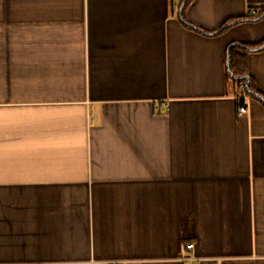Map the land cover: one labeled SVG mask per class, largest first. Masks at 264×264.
<instances>
[{
	"label": "crops",
	"instance_id": "1",
	"mask_svg": "<svg viewBox=\"0 0 264 264\" xmlns=\"http://www.w3.org/2000/svg\"><path fill=\"white\" fill-rule=\"evenodd\" d=\"M261 8L0 0V264H264Z\"/></svg>",
	"mask_w": 264,
	"mask_h": 264
},
{
	"label": "trees",
	"instance_id": "2",
	"mask_svg": "<svg viewBox=\"0 0 264 264\" xmlns=\"http://www.w3.org/2000/svg\"><path fill=\"white\" fill-rule=\"evenodd\" d=\"M192 0H181L182 5V19L183 10ZM264 18V8H261L255 18L252 19H262ZM238 20H229V22L224 23L223 26L218 30L221 31L228 27L230 24L237 22ZM183 23L186 26H194L188 24L183 19ZM197 29V28H196ZM201 32V30L198 29ZM217 31V32H218ZM264 48V39L257 44H243V45H232L229 46L226 52L227 57V78L233 83L243 88V91L250 97H257L259 99L263 98L264 95L258 92L253 84L252 78L247 73V54L249 51H255Z\"/></svg>",
	"mask_w": 264,
	"mask_h": 264
},
{
	"label": "built area",
	"instance_id": "3",
	"mask_svg": "<svg viewBox=\"0 0 264 264\" xmlns=\"http://www.w3.org/2000/svg\"><path fill=\"white\" fill-rule=\"evenodd\" d=\"M258 14V12L255 10V9H251L250 10V15L252 17H256ZM239 114H243L246 112V107L245 106H240L239 107V110H238ZM191 248H193V244L192 243H189L186 245V249L187 250H190ZM183 260H189V261H195L197 260L198 258L194 257V256H190V255H185L182 257Z\"/></svg>",
	"mask_w": 264,
	"mask_h": 264
},
{
	"label": "water",
	"instance_id": "4",
	"mask_svg": "<svg viewBox=\"0 0 264 264\" xmlns=\"http://www.w3.org/2000/svg\"><path fill=\"white\" fill-rule=\"evenodd\" d=\"M261 48H263V46H262ZM261 99L264 101V99H263V98H261Z\"/></svg>",
	"mask_w": 264,
	"mask_h": 264
}]
</instances>
